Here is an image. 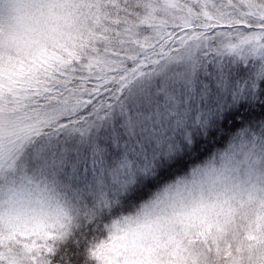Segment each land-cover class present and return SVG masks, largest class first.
Listing matches in <instances>:
<instances>
[{
    "label": "snow or ice",
    "instance_id": "obj_1",
    "mask_svg": "<svg viewBox=\"0 0 264 264\" xmlns=\"http://www.w3.org/2000/svg\"><path fill=\"white\" fill-rule=\"evenodd\" d=\"M0 264H264V0H0Z\"/></svg>",
    "mask_w": 264,
    "mask_h": 264
}]
</instances>
